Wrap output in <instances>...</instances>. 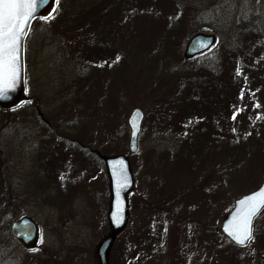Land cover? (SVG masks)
I'll use <instances>...</instances> for the list:
<instances>
[{
  "label": "rangeland",
  "instance_id": "obj_1",
  "mask_svg": "<svg viewBox=\"0 0 264 264\" xmlns=\"http://www.w3.org/2000/svg\"><path fill=\"white\" fill-rule=\"evenodd\" d=\"M53 8L24 43L28 100L0 110V264H99L110 234L99 157L116 156L128 158L134 188L108 264H226L217 254L227 241L221 225L233 202L264 181V87L257 109L238 83L226 97L248 109L227 105L215 128L212 97L197 116L204 120L183 107L200 110L206 100L200 73L247 78L239 33L252 18L264 24V0H60ZM176 23L183 29L173 31ZM204 26L214 46L185 61ZM135 108L145 119L129 155ZM55 178L73 182L71 196ZM22 217L37 227L35 251L9 234ZM257 220L243 264H264V211Z\"/></svg>",
  "mask_w": 264,
  "mask_h": 264
},
{
  "label": "water",
  "instance_id": "obj_2",
  "mask_svg": "<svg viewBox=\"0 0 264 264\" xmlns=\"http://www.w3.org/2000/svg\"><path fill=\"white\" fill-rule=\"evenodd\" d=\"M54 0H48L47 4L41 0L39 6L33 17L28 21L26 29L21 36L20 51H19V73L18 80L14 90L7 93L6 98L0 99V110H10L18 107L22 102L28 99L24 97V69H23V47L26 37L28 35L30 26L37 18L47 17L54 6ZM210 33V28L201 27L196 35H194L188 42L183 59L185 61L192 60L199 55L208 52L215 44V37ZM145 116L143 112L137 108L133 109L126 121L129 130L128 140V154H135L138 148V139L141 133L142 124ZM104 163L106 174L109 180L110 187V203L107 214V222L110 228V234L99 244L96 257L99 264H108V256L111 246L115 238L123 231L128 218V201L127 196L133 190V179L130 172L129 160L125 156L116 157H100ZM126 178V179H125ZM264 191V181L258 189L242 196L233 203V208L221 225V233L224 237L236 248H246L249 243L245 245H237L233 238L225 231L226 228L232 229L239 221V216L247 209V204H241V201L246 200L247 197L256 195ZM259 199V197H257ZM264 210V206L257 211L253 218V231L255 220ZM10 236L17 241L25 250L33 251L37 246V227L27 217H22L9 226ZM253 234V232H252ZM253 239V238H252ZM252 241V240H251Z\"/></svg>",
  "mask_w": 264,
  "mask_h": 264
},
{
  "label": "trees",
  "instance_id": "obj_3",
  "mask_svg": "<svg viewBox=\"0 0 264 264\" xmlns=\"http://www.w3.org/2000/svg\"><path fill=\"white\" fill-rule=\"evenodd\" d=\"M252 19L249 21V23H247V28H245L239 33L241 41L239 42V44H237L236 47L238 55H240L242 58V61L238 63V65L240 69L243 68L247 72V78L245 77L244 80H241L240 77L238 78L237 76L235 77L234 75H232L230 79L224 78L223 80H210L209 77H206L201 73L198 74L199 78L195 76L194 78H197L201 82V85L206 87V89H204V92H206L207 98L206 100H202L198 103L200 106H202L200 107V110H197L196 108H187L186 105L183 107V109L187 113L188 118L196 117V121L204 120L203 117L197 116L204 113V103L210 97H212L213 99V108L212 110H210L212 112V115H214V117H212V120H210V123L213 125V128H215L219 124L220 119L218 117H226L225 110L227 111V105L236 108V112L243 111L244 113L245 110L248 109L247 105L236 104L237 98L235 99L236 102L231 104L230 99L226 97V94L230 90L233 91V88L238 89V83L241 84L243 88H248L249 91H246L249 93L251 101L254 102L253 108L260 109V105L258 103L259 99L257 98V95L258 92L264 87V24L262 21ZM248 20L249 19L246 18V21ZM176 26H181L180 28L183 29V25L180 23L171 25V29L175 31V28H177ZM261 48L263 49L260 51ZM253 73L256 74V77H253L251 75ZM200 95L201 94H198L199 97ZM198 96L196 94L194 96L187 97V99L191 100ZM184 131L186 132V127H184ZM49 156L51 155H47L46 158ZM56 178L55 180H57ZM57 181L59 182L60 193L66 197L71 196L73 182L70 183L68 181V183L65 184L60 182V180ZM257 221L258 220H256L255 225L257 224ZM179 235L180 232L178 231L176 233V237ZM255 236L256 232L254 231V237ZM220 242L221 248L217 254L222 261H224L226 264H243V254L246 252V249H237L224 238H221Z\"/></svg>",
  "mask_w": 264,
  "mask_h": 264
},
{
  "label": "snow or ice",
  "instance_id": "obj_4",
  "mask_svg": "<svg viewBox=\"0 0 264 264\" xmlns=\"http://www.w3.org/2000/svg\"><path fill=\"white\" fill-rule=\"evenodd\" d=\"M40 2L41 0H0V99L6 98L7 93L15 89L19 73L21 36ZM43 2L47 4L48 0ZM55 2L59 5L60 0ZM55 11L53 8V12ZM42 19L47 20L48 17ZM241 204H247V209L239 216L234 228L225 229L237 245L251 242L253 218L264 206V191L247 197Z\"/></svg>",
  "mask_w": 264,
  "mask_h": 264
}]
</instances>
